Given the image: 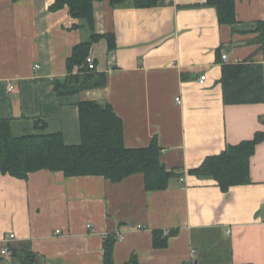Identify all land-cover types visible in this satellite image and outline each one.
Segmentation results:
<instances>
[{
	"label": "crops",
	"instance_id": "0c3cea01",
	"mask_svg": "<svg viewBox=\"0 0 264 264\" xmlns=\"http://www.w3.org/2000/svg\"><path fill=\"white\" fill-rule=\"evenodd\" d=\"M55 2L0 0V120L29 134L43 130L36 126L42 119L43 132L79 145L78 103L110 104L126 147L157 139L175 176L151 193L142 174L119 183L48 170L26 180L0 174V264H21L13 249L32 250L35 264H104L105 242L115 234L124 239L114 245V264L133 255L139 264H264V140L250 160L249 184L224 192L215 178L191 174L229 146L264 136V95L229 105L222 85L226 65H260L264 76L253 31L264 22V0H235V30L208 0L149 8L95 2V31L67 7L51 10ZM93 33L115 38L113 49L102 37L89 51L106 87L60 97L56 82L68 74L73 49ZM156 231L168 237L165 247H155Z\"/></svg>",
	"mask_w": 264,
	"mask_h": 264
},
{
	"label": "trees",
	"instance_id": "16d2710c",
	"mask_svg": "<svg viewBox=\"0 0 264 264\" xmlns=\"http://www.w3.org/2000/svg\"><path fill=\"white\" fill-rule=\"evenodd\" d=\"M102 1L105 0H56L51 10L58 11L67 7L74 19L84 20L95 31L94 3ZM165 1L110 0V4L114 8H149ZM208 4L217 8L220 23L228 24L235 30L238 22L235 0H208ZM253 31L259 34L256 41L264 54V22L257 23ZM102 37L108 38L110 48L113 49V36H99L96 33H93L91 42L81 43L73 49L67 62L68 74L63 80L56 82L60 97L76 96L85 90L106 87L105 74L90 72L85 65L93 43ZM222 78L226 104L253 103L264 95L263 67L260 65H226ZM78 111L82 139L79 145L66 144L61 133L43 132L47 126L42 119L36 125L43 129L41 132L23 136L15 135L10 119L0 120V174L26 180L31 173L48 170L53 173L63 172L66 178L100 176L115 183L122 182L126 177L142 174L147 192L169 188L170 179L175 173L163 166V151L157 139L148 147L129 149L125 145L124 124L110 104L81 101L78 103ZM263 140L264 136L258 134L253 140L229 146L221 155L207 158L191 174L215 178L224 192L231 186L249 184L250 160L255 154L256 146ZM154 237L156 248L167 245L168 237H163L161 231L154 232ZM116 242L114 236L105 242L104 264H114L113 249ZM12 254L20 257L21 264H35L36 256L30 249H13ZM126 264H139L137 256L133 255Z\"/></svg>",
	"mask_w": 264,
	"mask_h": 264
},
{
	"label": "built area",
	"instance_id": "2783aa9c",
	"mask_svg": "<svg viewBox=\"0 0 264 264\" xmlns=\"http://www.w3.org/2000/svg\"><path fill=\"white\" fill-rule=\"evenodd\" d=\"M114 57H112L110 63H113L114 62ZM223 59L226 60L227 59V55H224L223 56ZM85 65L86 67L88 68V70L90 72H94V71H98L99 70V67H97V64H96V58L94 57V55H90L87 57L86 61H85ZM200 84L201 85H204L207 81V76L206 75H203L200 77ZM9 91L10 92H13L14 91V87L13 86H10L9 88ZM88 227L89 228H92V225L88 224ZM116 239L118 240H123V235L122 234H115L113 235ZM15 238V234L13 235H10L6 240L5 242L9 245V243ZM3 254H9L10 253V248L7 246L6 248L3 249L2 251Z\"/></svg>",
	"mask_w": 264,
	"mask_h": 264
},
{
	"label": "rangeland",
	"instance_id": "374dc122",
	"mask_svg": "<svg viewBox=\"0 0 264 264\" xmlns=\"http://www.w3.org/2000/svg\"><path fill=\"white\" fill-rule=\"evenodd\" d=\"M35 131H31V133H34ZM14 133H15V135H24V134H26V133H24V134H21V132L20 131H18V130H14Z\"/></svg>",
	"mask_w": 264,
	"mask_h": 264
},
{
	"label": "water",
	"instance_id": "95a60500",
	"mask_svg": "<svg viewBox=\"0 0 264 264\" xmlns=\"http://www.w3.org/2000/svg\"><path fill=\"white\" fill-rule=\"evenodd\" d=\"M165 167V165H163Z\"/></svg>",
	"mask_w": 264,
	"mask_h": 264
}]
</instances>
